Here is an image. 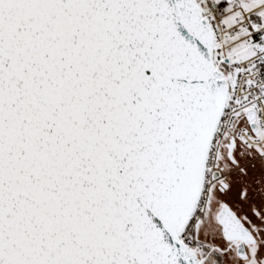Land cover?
Segmentation results:
<instances>
[{"label": "snow or ice", "instance_id": "1", "mask_svg": "<svg viewBox=\"0 0 264 264\" xmlns=\"http://www.w3.org/2000/svg\"><path fill=\"white\" fill-rule=\"evenodd\" d=\"M0 264H264V0H0Z\"/></svg>", "mask_w": 264, "mask_h": 264}]
</instances>
